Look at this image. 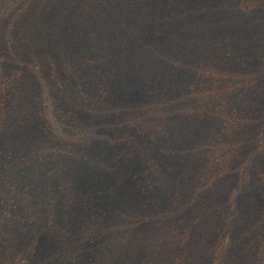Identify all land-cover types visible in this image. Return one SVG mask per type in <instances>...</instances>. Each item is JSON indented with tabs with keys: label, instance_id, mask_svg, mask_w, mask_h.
Segmentation results:
<instances>
[{
	"label": "trees",
	"instance_id": "trees-1",
	"mask_svg": "<svg viewBox=\"0 0 264 264\" xmlns=\"http://www.w3.org/2000/svg\"><path fill=\"white\" fill-rule=\"evenodd\" d=\"M167 1L0 0V264H182V252L192 264L197 234L137 245L124 207L141 197L137 210L157 211L183 181L204 182L205 198L214 180L226 191L194 208L212 242L196 264H264V0H197L167 12L173 38L149 40ZM92 68L127 90L133 124L106 115L126 111L122 96L77 84ZM144 171L148 193L123 204L121 177ZM122 229V243L94 244Z\"/></svg>",
	"mask_w": 264,
	"mask_h": 264
},
{
	"label": "rangeland",
	"instance_id": "rangeland-1",
	"mask_svg": "<svg viewBox=\"0 0 264 264\" xmlns=\"http://www.w3.org/2000/svg\"><path fill=\"white\" fill-rule=\"evenodd\" d=\"M196 1L197 0H168L165 4L166 8L164 10H162V12H160L159 14H154L151 17V25L153 27L150 29L149 40L152 39V41H161L162 42L164 39L173 38L172 35L177 32L176 31L177 26L170 19H168L167 12L174 11L175 9L177 10V9H183V8L186 10L187 9L191 10V7L196 4L195 3ZM156 16H157V18H156ZM39 75H41V74H39ZM40 78L43 79L44 77L41 76ZM76 82L79 86H81L82 84H87V85L92 84L90 87H92L94 89L95 93H97V94L99 93L100 96L103 95V97L102 96L101 97L104 98V101H110V100L114 101V98L120 99V97L122 96V99H125V101H123V106L126 108V111L121 114V109H120L119 118L117 115H115V112L118 113V111L115 109V107H111L106 112L107 117H110V118L113 117V120L115 117H117V119L119 120V121H117L118 124H122V123L127 124V122L128 123L130 122L133 124V122H135L137 120V118H138V112L136 110L137 104H135V108L132 105L127 104L130 101H126V99L130 98V95L128 94L127 90L121 88L122 86L119 87L120 93H118L116 95L112 93V91L114 89V83H113L111 77H108L107 72H105L104 70H102V69H96L95 70L93 68H92V70L88 69L85 72H83L82 74H80V77L76 79ZM78 85L72 84L71 86L74 87V86H78ZM134 86H136V85H134ZM127 87H129V86H127ZM130 88L132 89V86H130ZM154 99H155V101L159 100L162 103L164 100V99L163 100L158 99V98H156V96ZM125 102H126V104H125ZM166 102H168V99ZM172 102H174V101H172ZM79 109L80 108L78 107V104L72 102V103H68L67 105H65L64 111H66V113L70 112V114H72L73 117H77V116L82 117V115H79V113H80ZM83 117H85V116H83ZM36 119L39 120L37 117H36ZM36 119L34 118L35 121H36ZM122 132H123V129H121L119 135H114L112 137L117 138V139H119L121 136L124 137L125 133L122 134ZM244 148L246 149V145H244ZM245 154H246V150L244 152H241L240 159L243 158L245 156ZM154 161H155V159H154ZM154 167H155V164H154ZM154 171H156V168H154ZM136 174H137L136 176L138 177L136 182H135L136 185L132 182L133 185L132 184L130 185V183H129V185H128L129 187L127 186V184H125L126 183V176L121 177V181H120L121 185L119 187H117L116 191L120 192L117 199L120 197L123 204H125L124 203L126 201L125 198L128 197L127 195L129 192H135L136 193V190H138V193L139 192L141 193V188H142L143 191L145 192V194L148 193L146 191V188H147L148 184H150V182H151V176L149 175L148 171H144V173L137 172ZM254 175L257 177V172H255ZM215 181L216 180H214L213 182H210L213 185V188H215V191L210 193L205 198L202 195V193H203L202 188H203L204 182H197L195 184L193 183L194 185H192V184L186 183V181H183L181 184L182 185L181 187H176L175 189H173V190L171 189V191H169V195L172 192V196H170L169 201L166 202L167 204L165 203L166 205H164V204L161 205V206H163L161 209L154 211L152 213H146L144 210H137L136 209V206L141 202V200H140L141 197L137 198L135 201H131L130 203H128L129 206H127V203H126V206L124 207L123 212H124V216L126 217V219L129 218V222L127 224L131 225V230L133 231V232L132 231H128V232L132 233L133 235H137V236L141 237L138 239L135 237V239H136L135 241H138V242L134 241L133 243H136L137 245L139 243L142 244L144 238H150L152 236H156V235H159L161 233L168 234L171 232L172 233L178 232L179 234H182L184 232L185 233L188 232V235H191V236L192 235L194 236L195 234H197V238H199V242L198 243L196 242L195 256L191 257L190 263L196 264L198 262V260L200 261V258L202 257V255H196V253L202 254V252L204 250L205 251L207 250L206 246L212 245V242H208V241L206 242V238H209V236L206 233V229H207L206 221H205V219H203L204 217H203L202 213H200L201 211L198 213V212H196V210H199V209H194V208H196V207L201 208V206H202L201 203L208 202V201L210 202V204H214V201L216 200L217 190L219 192H222V193L226 191L225 187H223L222 185L220 186L219 183H216ZM128 182H130V181L128 180ZM219 204H220L219 206H221V205L223 206L221 208L225 209V207H224L225 201H222V203H219ZM192 205L194 206L191 209L193 211V216L191 217L190 228H189V230H187L186 228H183L184 224L180 223V220H182L183 215L186 213V209H188ZM126 207L129 208L127 211L125 210ZM131 208L136 209V212L134 211L135 212L134 213V212L130 211ZM145 213L147 214L146 216H145ZM140 217H143V219ZM117 218H119V217L116 216V219ZM145 219L147 221L152 222L153 228H154V230L152 232H149V230H143V229L139 230L140 227L142 226V223L145 222ZM88 222H89V220L86 219L85 222L83 223V227L91 224L90 222L89 223ZM134 225H136V229L134 228L135 227ZM132 228H134V230ZM127 234L128 233L126 231H124L123 229L119 233L111 232L108 237L104 238V240H102L103 237L101 238L102 242L99 240H96L94 242V244H96L97 242H100L102 248L106 244L112 245V242L114 244H120L124 240L128 239ZM132 238H133V236H132ZM204 240H205V244H208V245H204ZM145 255H147V253H145ZM178 256L180 257L179 261H178L179 263L184 264V263L188 262L187 261L188 258H187V256L184 255V252L180 253ZM107 259H108V257L106 254L103 258H101L102 263ZM125 262H123V263L129 264L128 262H126V263Z\"/></svg>",
	"mask_w": 264,
	"mask_h": 264
}]
</instances>
